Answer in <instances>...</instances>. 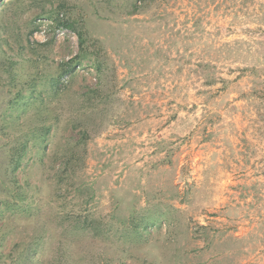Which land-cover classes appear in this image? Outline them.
<instances>
[{
  "label": "rangeland",
  "instance_id": "obj_1",
  "mask_svg": "<svg viewBox=\"0 0 264 264\" xmlns=\"http://www.w3.org/2000/svg\"><path fill=\"white\" fill-rule=\"evenodd\" d=\"M139 1L0 0V264H264V0Z\"/></svg>",
  "mask_w": 264,
  "mask_h": 264
},
{
  "label": "trees",
  "instance_id": "obj_2",
  "mask_svg": "<svg viewBox=\"0 0 264 264\" xmlns=\"http://www.w3.org/2000/svg\"><path fill=\"white\" fill-rule=\"evenodd\" d=\"M146 1L147 0H142L143 2V7L145 6L146 4ZM141 3V0L139 1ZM136 3V2H135ZM139 6L137 4H135V6L133 8H131L129 10V12H127V15L128 16H133L135 14H138L140 11H139ZM264 10V9H263ZM66 12V11H65ZM59 14H62L63 13H59ZM59 14H57L56 18L54 19V22L56 23V26H62L64 28H67L71 31H74L77 35V42H78V52L72 56L71 58H69L66 62H63V63H60L59 64V67H58V70H59V74L58 76L53 80V83L50 84V88L52 90V94H57L60 90H62L61 88H63V86L65 85V79H62L63 76H66L67 74H69L72 69H74L75 65L79 62V59L80 58H83V55L84 53H86L85 51L89 49V46H88V39H87V35H86V31H85V24H86V19L82 20V23H84V25L81 27V24H80V19H77V18H59ZM261 14L264 15V11H261ZM134 19V18H133ZM259 19H264V16H261ZM264 22V20H263ZM118 43H120L121 41L124 40V38H121V39H118L116 37ZM117 45V44H116ZM118 49L115 50L116 53ZM0 53L3 54V56H6V54L4 53V51L0 50ZM89 53V52H88ZM91 53L94 54V56H96L92 62H90L89 64L90 65H93L95 67L96 70H98V72L100 71L101 69V65L103 64V61H101V58L98 57V53L94 50H91ZM125 55V54H124ZM6 59L9 60V58L6 56L5 57ZM85 58V57H84ZM127 60V59H126ZM264 61V59H262L260 62V64H253L252 66L248 67V68H244V69H248L250 72H251V75H252V83H251V90L252 92H254V94H251V95H254L257 99L261 100L262 98L264 99V64H262ZM202 66H204L202 69H201V73H200V77L202 79V83L204 85H212L214 84L216 81H220V82H224L223 78H220L219 76H217V78H215L212 74V71H210L208 69V64H203ZM130 65L128 66V69H129ZM243 70V68H242ZM15 74H12L9 78V80L11 81V86L19 83L18 81L16 82V79H15ZM15 79V80H14ZM18 80V79H17ZM23 83V82H22ZM21 83V84H22ZM59 86H62L60 89L58 88ZM26 87H27V90L30 91V96H31V100L34 99V84L33 83H30V85L26 84ZM261 89V91H258V89ZM94 92V90H93ZM97 92V90H95V93ZM6 94H9V91L6 92ZM18 96V97H17ZM19 96H20V99H23V97L20 95V91H18L16 93V97H14L15 101H18L19 99ZM13 99V98H12ZM11 101V100H9ZM4 103L5 101H0V103ZM10 103V102H9ZM40 127V128H39ZM38 128H36L37 130H35V134L37 132V135L41 138H44V136L47 135L48 133V129H49V125L47 124H42L41 126H39ZM33 133V134H34ZM86 132V129L85 128H81L78 132V135H79V140L82 141V135H84ZM25 142H27V140H24ZM23 144V147L21 148V150L23 151V149H25L26 147V144ZM83 142V141H82ZM84 143V142H83ZM79 144L76 143V144H69V147H68V152H74V148ZM8 154V152H6ZM20 157V153L17 154L16 156L11 157V161L9 162L10 166H9V169L14 172L18 167H19V158ZM2 183H0L1 185Z\"/></svg>",
  "mask_w": 264,
  "mask_h": 264
},
{
  "label": "built area",
  "instance_id": "obj_3",
  "mask_svg": "<svg viewBox=\"0 0 264 264\" xmlns=\"http://www.w3.org/2000/svg\"><path fill=\"white\" fill-rule=\"evenodd\" d=\"M59 16L60 17H62V14H59ZM69 29H67V28H64V27H62V26H59V31L61 32V33H63V32H65V31H68ZM70 31V30H69Z\"/></svg>",
  "mask_w": 264,
  "mask_h": 264
}]
</instances>
